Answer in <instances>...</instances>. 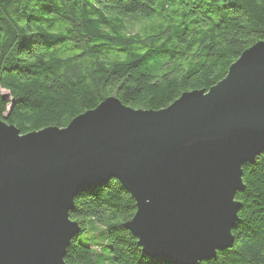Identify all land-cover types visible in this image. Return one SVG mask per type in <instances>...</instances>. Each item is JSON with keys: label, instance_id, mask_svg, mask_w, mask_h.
Listing matches in <instances>:
<instances>
[{"label": "water", "instance_id": "water-1", "mask_svg": "<svg viewBox=\"0 0 264 264\" xmlns=\"http://www.w3.org/2000/svg\"><path fill=\"white\" fill-rule=\"evenodd\" d=\"M263 151L264 40L161 110L111 96L64 128L22 134L0 119V264H66L75 198L111 180L136 202L123 225L147 257L210 261L234 244L243 166Z\"/></svg>", "mask_w": 264, "mask_h": 264}, {"label": "trees", "instance_id": "trees-1", "mask_svg": "<svg viewBox=\"0 0 264 264\" xmlns=\"http://www.w3.org/2000/svg\"><path fill=\"white\" fill-rule=\"evenodd\" d=\"M264 40V0H0V119L22 134L67 127L116 96L161 110L209 90ZM231 248L201 264H264V151L243 166ZM136 212L116 180L74 200L70 218L103 227L101 250L67 248L66 264H160L124 227Z\"/></svg>", "mask_w": 264, "mask_h": 264}, {"label": "rangeland", "instance_id": "rangeland-1", "mask_svg": "<svg viewBox=\"0 0 264 264\" xmlns=\"http://www.w3.org/2000/svg\"><path fill=\"white\" fill-rule=\"evenodd\" d=\"M2 95L9 96L6 91L1 90ZM103 227L93 222L91 219L86 220V230L78 236V241L80 243H88L93 247H97L98 252L104 246L103 239Z\"/></svg>", "mask_w": 264, "mask_h": 264}]
</instances>
